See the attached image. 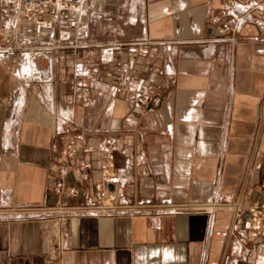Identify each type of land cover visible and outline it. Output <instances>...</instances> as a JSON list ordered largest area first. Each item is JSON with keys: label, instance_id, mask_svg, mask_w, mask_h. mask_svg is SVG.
Masks as SVG:
<instances>
[{"label": "crops", "instance_id": "obj_1", "mask_svg": "<svg viewBox=\"0 0 264 264\" xmlns=\"http://www.w3.org/2000/svg\"><path fill=\"white\" fill-rule=\"evenodd\" d=\"M226 1H85L88 39L152 41L145 60L159 69L162 88L149 86L146 107L129 93L91 95L75 107L76 133L82 143L126 147L117 161L125 169L120 196L130 192L159 208L67 218L61 254L55 216L18 210L52 205L59 168L72 163L59 154L57 121L68 93L60 79L70 68L51 55L55 78L45 83L12 72L0 55V264L252 263L229 232L234 226L251 244L248 214L233 220L226 209L196 207L264 198V16L252 12L230 41L210 23L224 18L218 6ZM3 18L0 12V25ZM95 175L72 173L80 196L68 202L91 195Z\"/></svg>", "mask_w": 264, "mask_h": 264}, {"label": "built area", "instance_id": "obj_2", "mask_svg": "<svg viewBox=\"0 0 264 264\" xmlns=\"http://www.w3.org/2000/svg\"><path fill=\"white\" fill-rule=\"evenodd\" d=\"M86 0H0V12L4 21L0 25V55L10 63V70L28 78L52 82L55 78L51 55L66 61L70 72L60 82L68 87L66 108L58 115L59 154L71 160L70 165L59 168L60 178L54 183L52 205L28 207L18 211L30 214L55 216L54 237L57 253L64 251L65 237L61 224L67 218L80 215L111 216L120 212L137 213L159 208L147 199H138L127 192L120 196L118 185L125 170L117 163L127 155V148L115 141L102 147L82 143L76 133L75 107L93 94H131L133 103L148 106L151 84L158 89L162 84L156 79L160 73L153 64L146 62L151 40L95 41L85 36ZM224 18L216 14L210 23L219 33L235 41L252 12L264 16V0H227L218 6ZM238 9L241 11L239 12ZM135 83L136 85L134 86ZM94 156L95 161L86 158ZM140 168L142 158L134 159ZM94 169L93 193L84 201L70 203L80 196L79 189L70 181L72 173H86ZM172 212L179 206L164 205ZM210 212L228 210L233 220L247 213V235L252 241L246 244L237 236L236 228L229 232L239 255L253 259L252 263L264 264V198L245 205L241 200L222 202L213 200L196 206ZM235 222V221H234Z\"/></svg>", "mask_w": 264, "mask_h": 264}, {"label": "rangeland", "instance_id": "obj_3", "mask_svg": "<svg viewBox=\"0 0 264 264\" xmlns=\"http://www.w3.org/2000/svg\"><path fill=\"white\" fill-rule=\"evenodd\" d=\"M111 36H117V35H111Z\"/></svg>", "mask_w": 264, "mask_h": 264}]
</instances>
